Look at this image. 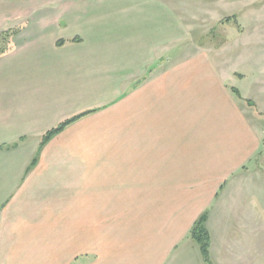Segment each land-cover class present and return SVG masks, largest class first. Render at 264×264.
<instances>
[{
	"label": "crops",
	"instance_id": "0c3cea01",
	"mask_svg": "<svg viewBox=\"0 0 264 264\" xmlns=\"http://www.w3.org/2000/svg\"><path fill=\"white\" fill-rule=\"evenodd\" d=\"M206 1L0 0V28H20L0 56V264H186L198 250L191 230L207 211L210 235L214 221L227 234L214 215L222 218L244 179H227L183 222L144 213L175 200V181L160 184L173 177L160 172L171 170L164 162L175 145L202 164L213 160L200 109L224 114L236 143L250 145L232 89L244 93L209 74L206 56L175 59L193 69L160 71L191 43L185 12ZM176 110L188 112L195 129L178 140ZM90 111L51 140L27 174L43 136ZM248 201L252 209L263 202Z\"/></svg>",
	"mask_w": 264,
	"mask_h": 264
},
{
	"label": "rangeland",
	"instance_id": "374dc122",
	"mask_svg": "<svg viewBox=\"0 0 264 264\" xmlns=\"http://www.w3.org/2000/svg\"><path fill=\"white\" fill-rule=\"evenodd\" d=\"M185 14L186 20L192 25L191 43L187 45L185 52L182 51V47L178 48L176 54L170 56L173 59L161 65L160 71L170 68L178 73L184 67L181 65L183 61L177 60L196 57L199 54L206 56L209 60L207 64L209 74L223 76L228 79L230 86H236L244 93V96L241 94L239 105L242 111L241 120L250 127L248 130L250 145L243 149L248 139L236 143L237 138L232 137L229 125L225 124L227 121L224 114L213 111L210 106L200 109L198 112L200 121L207 125V133L214 136L213 139L208 138L206 146L208 155L213 157V160L202 164L195 156L184 152L183 145H175V153L171 155L169 161L164 162L169 164L171 170L160 172L161 175L168 173L173 176L161 178L160 184L162 186L167 180L175 181L177 189L175 200L173 203L171 201L169 207L144 211L145 218H159L160 222L174 219L183 222L192 214L199 212L201 202L211 198L227 179H229L227 185L231 181L238 183L244 179L242 191L236 185L237 191L229 193V199L226 204L224 203L222 210V218L214 215L213 220L227 224V227L225 226L227 234L223 235L222 223L219 224V229L215 226L218 222L214 221L210 235L211 262L264 264V168L258 172L260 166H264V0L238 2L208 0L193 4ZM19 29L17 26L3 32L4 27L0 28L1 50L9 49L12 38L17 35ZM188 68L193 69L195 66H187L184 69ZM248 102L253 103V106ZM187 118L188 112L176 110L175 120L183 129L177 132V140L179 135L195 130ZM185 138L189 136L186 135ZM235 143L240 144L242 152H237ZM259 147L256 156L249 160L254 153L253 149ZM233 157L240 159L239 162L231 161ZM187 174L192 176L186 177ZM223 190L224 188H221L218 195V199L222 195V202ZM248 196L252 199L260 198L263 201L259 203L261 208L252 209ZM167 205L166 200L163 206ZM130 229L133 230L134 227H129ZM193 243L195 249L199 250V246L194 241ZM198 250L197 252L192 250L186 264H195L197 261L206 264Z\"/></svg>",
	"mask_w": 264,
	"mask_h": 264
},
{
	"label": "trees",
	"instance_id": "16d2710c",
	"mask_svg": "<svg viewBox=\"0 0 264 264\" xmlns=\"http://www.w3.org/2000/svg\"><path fill=\"white\" fill-rule=\"evenodd\" d=\"M79 40H74V42H78ZM65 42H59L58 46H63ZM6 51L0 49V56L3 55ZM232 92L239 98H242L241 93L237 89H232ZM248 104L253 106V103L248 102ZM94 111L82 113L80 115H77L69 120H66L62 122L59 126H57L55 129L47 132L41 141L39 153L37 156L33 159L32 163L30 164L29 168L27 169V174L32 171L38 164L39 161V154L42 151V149L49 143L51 140H53L56 136L61 134L67 127L74 124L75 122L79 121L80 119L86 117L87 115L92 114ZM209 220V212H205L200 216V218L196 221L194 224L191 233L190 238L192 241H194L200 248V252L202 255V258L206 264H212L211 262V237L209 234V231L207 229V222Z\"/></svg>",
	"mask_w": 264,
	"mask_h": 264
}]
</instances>
